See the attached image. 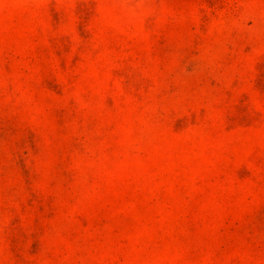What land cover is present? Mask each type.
I'll return each mask as SVG.
<instances>
[{
  "label": "rangeland",
  "instance_id": "obj_1",
  "mask_svg": "<svg viewBox=\"0 0 264 264\" xmlns=\"http://www.w3.org/2000/svg\"><path fill=\"white\" fill-rule=\"evenodd\" d=\"M0 264H264V0H0Z\"/></svg>",
  "mask_w": 264,
  "mask_h": 264
}]
</instances>
